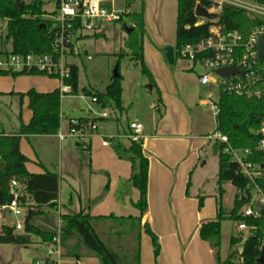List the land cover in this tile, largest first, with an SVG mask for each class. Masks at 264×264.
<instances>
[{
  "label": "crops",
  "instance_id": "1",
  "mask_svg": "<svg viewBox=\"0 0 264 264\" xmlns=\"http://www.w3.org/2000/svg\"><path fill=\"white\" fill-rule=\"evenodd\" d=\"M128 7H132V3H129ZM128 12L132 11L128 10ZM168 43L162 39L149 42L143 38L142 41L143 61L159 88L157 90L158 99L151 105L154 113L132 111L131 104L126 106L124 103L122 112L119 111L118 114L115 112V118L107 117L105 120L108 122L104 123L92 136H89L88 139H79L77 142V145H84L89 153L88 168L85 167L83 171L84 185L80 189V192L83 190V195L78 194L77 200L70 193L72 190L75 191L73 184L69 183L68 180L62 183L63 164L58 173L55 169V163L47 162L40 157L39 153L41 152H36L38 159L35 165L30 167L28 165L29 157L23 152L21 144L20 150L28 158L26 167L30 173H43L49 170L59 175V198L56 206L49 207L50 209L59 210V215L84 210L96 217L97 219L95 218L93 224L99 235L102 237L103 234L110 241L105 240L107 243L113 245V242L121 239L122 243L118 241L116 247L113 245L115 250H121L125 242L133 239L135 241V246H133L139 247L140 251L138 264H218L215 249L200 236V227L204 222L217 218L219 191L211 198L205 197L201 194V188L194 180L202 159L200 152L205 144L210 141L208 136L212 132L201 134L202 131H206L202 129L203 123L193 112V103H190V99L184 94L185 86L182 79H177L176 71H173L165 57L164 49ZM0 45V53L11 52L12 44L10 51H7L4 43L1 42ZM187 66L194 69V66L188 62ZM18 81L14 84L13 90H10L12 84L9 82V86L3 89L7 92L1 91L0 88V93L20 94L31 89L38 92H51L60 86L36 76L18 78ZM153 89L154 86L151 87V90ZM123 92L124 87L122 99ZM104 107L106 104L102 103V108ZM128 108L130 109L128 110ZM127 110L131 116L124 126L122 113ZM128 112L126 113L128 114ZM61 113L63 118L67 117V114L62 110ZM82 117L85 116L78 118ZM31 118L32 111L24 123H28ZM69 119L74 118L70 117ZM132 121H139L144 125L143 151L149 159L148 206L140 221L134 220L141 215L140 210L135 206L139 199V191L130 180L134 167L127 151L132 144L127 138L130 131L129 124ZM19 129L6 131L4 128H0V133L15 134ZM23 137L27 139L50 137L55 142H59L60 145L62 144L58 133L22 136L21 138ZM68 173L71 175L70 171ZM18 188L21 186L19 185ZM64 189L69 192V199L65 194L68 203L64 202L62 198ZM201 197L202 204H200ZM235 197L236 194L234 199ZM233 204L225 215H228L232 210ZM63 206L66 210L63 209ZM110 215L115 217L105 218ZM0 217L2 230L5 226V217L1 209ZM60 221L61 228L63 225L61 218ZM117 223L120 224L119 227L115 226ZM121 223L124 226H121ZM146 223L158 237L160 254L157 258L154 256L152 238L145 231L144 225ZM36 240L39 243L47 244L49 250V242H42L39 238ZM71 240L63 244L64 248L70 252V256H65L63 260L70 259L74 263V259L78 258L77 249L71 247ZM83 252L89 254L90 252L84 247L80 249V259L85 262L84 259L88 257H84ZM47 256L48 252L44 259Z\"/></svg>",
  "mask_w": 264,
  "mask_h": 264
},
{
  "label": "trees",
  "instance_id": "2",
  "mask_svg": "<svg viewBox=\"0 0 264 264\" xmlns=\"http://www.w3.org/2000/svg\"><path fill=\"white\" fill-rule=\"evenodd\" d=\"M264 4V0H257ZM23 4L22 8L20 3ZM200 3L210 7L206 0H178L176 46L177 50L187 43H195L208 37L211 22L198 24L200 17L195 15V7ZM44 0H34L25 3L22 0H0V18L7 19L6 39L12 42L11 53H50L52 41L48 29ZM132 25L127 27L132 31L127 42L132 55L141 62L142 70L148 74L152 84L154 79L144 65L142 41L145 35L144 6L139 12H129ZM219 23L229 30L237 29L248 35L252 28L260 24V20L248 17L247 13L237 7L224 5L219 13ZM99 36V34H95ZM9 53V52H8ZM71 77L67 80L72 90L70 94H78V66L73 64ZM6 72L7 71H0ZM10 73V72H8ZM37 71L11 72L13 76L23 74H38ZM85 95L96 97L98 102L106 104L109 99L115 101L116 107L122 109V76L113 77V81L105 91L83 89ZM29 98V108L32 118L28 123L22 122L20 129L15 134L0 133V209L10 204L14 199L11 191V181L16 179L21 188L16 187L19 204L27 209L24 219V230L17 233L15 227L3 226L0 231V243H14L29 245L36 238L42 242H51L56 233L48 232L33 223L36 216L44 213L46 207H55L59 198V175L46 170L43 173H30L26 163L28 158L20 150L22 136L52 135L57 134L61 124V93L60 88L51 92H38L34 89L26 93H20ZM159 102V101H158ZM159 104V103H158ZM219 113L216 118V130L226 134L230 144L237 149L254 148L255 141L259 138L254 131L261 127L264 121V99L246 98L235 95L221 94L219 99ZM80 125H88L89 122L97 121L98 118H78ZM219 173H218V215L215 220L204 222L200 227V236L208 241L215 249L218 264H260L257 259L264 255V251L258 248V239L264 235V210L257 219L245 218L250 224L257 226L255 235H249L246 240L239 236L230 239V252L225 259L220 253L222 221L226 218L239 221V209L246 203V199H234L232 210L225 215L222 209L221 197L224 192L222 185L225 182L232 183L236 188L245 186L247 180L239 173L237 165L231 161V155L224 152V145H219ZM130 160L134 167L131 175L132 185L139 191V199L135 206L141 215L134 218L141 220V216L147 210L149 159L144 154L143 142H133L128 148ZM256 159H264V153H259ZM263 186H264V182ZM202 204V197L200 198ZM110 215L105 218H114ZM63 222L61 226L62 242L76 238L78 245L77 256L81 248H86L90 253L98 256L101 264H123L121 254L112 248L97 232L93 222L96 217L91 216L84 210L77 213L60 214ZM133 218V217H130ZM97 219V218H96ZM145 231L151 236L154 246V256L160 254V244L157 235L151 230L148 223L144 225ZM243 248L240 252L239 248ZM79 251V252H78ZM139 247L135 254V262L139 263Z\"/></svg>",
  "mask_w": 264,
  "mask_h": 264
},
{
  "label": "rangeland",
  "instance_id": "3",
  "mask_svg": "<svg viewBox=\"0 0 264 264\" xmlns=\"http://www.w3.org/2000/svg\"><path fill=\"white\" fill-rule=\"evenodd\" d=\"M25 3H30L34 0H22ZM46 11L53 10L54 5L50 0H44ZM132 3V7H128V4ZM144 6V19H145V35L146 41H168L167 46H176V28H177V14L178 5L177 0H117V8L120 10L128 9L132 12L141 11ZM249 17V16H248ZM125 23V24H124ZM6 20L0 22V43H4L7 51H10L12 42L6 39ZM127 27L132 25L130 16H125L124 21L116 22L106 25L103 32L99 36H95L93 33H86L82 38H79L75 43L74 54L68 56V61L78 66V94H62L61 97V110L67 114L61 120L60 128L58 132L67 135V138L59 142H55L50 137H38L27 139L21 138L20 144L23 152L29 157L28 165L31 167L35 165L38 159L36 152L40 157L47 162H53L56 164L55 169L58 171L63 164V181L66 180L72 183L75 191L70 192L74 199L77 200L78 194L83 195V190L80 189L84 185L83 171L88 168L89 153L84 145H77L79 139H88L96 131L87 129L84 133L79 131L71 136V130L69 127L70 117L78 118L85 116L92 118L93 116L100 114L106 110L109 117L115 118V112L118 114L122 112L116 107L115 101L109 99L106 102V107L102 108V103L93 100V96L85 95L83 89H93L98 91H105L108 85L111 84L114 77V70L118 67V72L122 76V86L124 87L122 105L125 103L127 106L131 104L132 111H141L143 113H154L151 105L158 99V86L152 84L147 73L142 70V64L135 56L132 55L131 50L127 46L129 41ZM1 46V45H0ZM166 46V47H167ZM90 57V58H89ZM144 65H146L144 63ZM173 71H176V77L178 80L182 79L184 83V94L190 99V103H193L194 113L196 117L203 123L201 134L207 132H213L215 130V116L209 110L208 105H204L202 99H206L210 94L212 100H216L218 92L214 84H201L199 81L200 75L207 72V69L201 65L196 64L194 69H190L187 66V61L177 55L172 64H169ZM147 67V65L145 66ZM178 71V73H177ZM26 76H36L43 78L44 80L54 82L57 86L61 85L60 79L56 76H50L44 73L38 74H23L13 76L11 73H0V88L1 91L7 88L11 83L10 90H13L14 84L18 81V78ZM213 79H216V75H212ZM184 79V80H183ZM10 82V83H9ZM156 85V86H155ZM154 89L151 90V87ZM0 91V92H1ZM7 92V91H3ZM22 96L19 93H0V128H4L6 131H14L20 128L22 122H26L31 109L29 108L28 97ZM156 102V101H155ZM130 108H128L129 110ZM128 110L126 112H128ZM125 111L122 113V123L126 126L128 118L131 116ZM156 113V112H155ZM107 118L99 119L98 124L103 126L107 123ZM102 120V121H101ZM112 122V121H111ZM115 123V122H114ZM100 133V132H99ZM107 141V140H106ZM124 141V140H123ZM127 143V142H125ZM202 159L200 161L197 172L195 173L194 180L196 184L201 188V194L205 197L211 198L218 191V173H219V153L220 148L215 141L210 140L207 142L200 152ZM205 162V163H204ZM70 171L71 175H69ZM73 174V175H72ZM64 185V184H63ZM224 192L222 194L221 203L223 205V212L227 213L229 207L232 206L234 195L237 194V189L230 182H225L222 185ZM66 189V188H65ZM62 193L63 201L68 203L69 192ZM67 199H66V196ZM78 203V202H77ZM63 209L66 210L65 206ZM79 210V209H76ZM27 209L24 207L22 213L15 217V221L24 223ZM65 212V211H64ZM33 223L45 231L57 233L60 230V215L59 210L50 209L46 207L44 213L34 218ZM119 227L120 224H115ZM121 226L124 224L121 223ZM2 228V219L0 217V230ZM17 233H22V229L15 230ZM241 235L244 240L248 238V232L240 230L238 223L234 219L226 218L222 221L221 227V247L220 253L222 259H225L230 252V239L232 236ZM102 237L107 242H110L107 237L102 234ZM128 239V237H127ZM71 247L78 249L76 238H72ZM119 243L121 239H118ZM113 242L116 247L117 242ZM112 248L113 245L108 243ZM135 241L125 242L124 247L118 252L123 257V264H137L135 262V254L137 247H134ZM134 245V246H133ZM116 249V248H114ZM48 252V245L39 243L35 240L29 245H19L14 243H0V264H36V260H43ZM83 252L86 264H101V260L93 253ZM55 257V255H52ZM78 258L81 255L77 256ZM61 264H74L70 259L63 260Z\"/></svg>",
  "mask_w": 264,
  "mask_h": 264
},
{
  "label": "built area",
  "instance_id": "4",
  "mask_svg": "<svg viewBox=\"0 0 264 264\" xmlns=\"http://www.w3.org/2000/svg\"><path fill=\"white\" fill-rule=\"evenodd\" d=\"M210 7L209 12L217 13L215 19L201 18L198 24L210 21V33L208 37L195 43H187L177 50L180 57L190 65H203L207 72L200 75L201 84H214L217 88V98L212 100L209 94L202 104L208 105L209 110L215 116L219 113L220 95L225 93L246 98L264 99V57L259 55V38L264 37V4L257 0H206ZM54 5L53 10L46 11L44 17L48 22V29L52 41L50 53H0V71L22 72L37 71L39 73L56 76L60 79V93L70 94L71 86L67 80L71 77L72 65L68 56L74 54L75 43L86 33L99 34L106 25L122 22L128 16V10L117 8L116 0H50ZM224 5L237 7L244 10L252 19L260 20V24L254 26L248 35L237 29L229 30L219 23V13ZM2 20L7 19H1ZM90 58V57H89ZM236 66L243 73L237 72L229 77H221L215 71L217 69ZM216 75L213 79L212 75ZM93 100L97 101L96 97ZM109 117L106 110L92 118L104 119ZM63 118V115H62ZM101 126L98 120L89 122L88 125H80L78 119L70 120L71 136L87 129L97 131ZM127 138L133 142L142 141L144 125L139 121L129 124ZM259 138L254 143V148H234L226 134L214 130L208 138L218 145H224V152L231 155L239 173L247 180L242 188H236L239 199H246V203L239 209L238 215L242 217L237 221L238 228L245 230L249 235H255L257 226L248 224L244 219L261 217L264 210V159H256L257 154L264 153V121L261 127L254 131ZM61 141L67 135L58 132ZM19 183L16 179L11 181V191L14 199L10 204L1 208L9 207L12 217L22 213L23 207L17 200L16 187ZM260 203L262 209L257 208ZM15 229H23V223L15 221ZM258 248L264 251V235L258 239ZM55 255V257H52ZM65 256L70 252L64 248L61 229L49 243L48 256L46 259L37 260L36 264H61ZM74 264H86L80 258L74 259Z\"/></svg>",
  "mask_w": 264,
  "mask_h": 264
},
{
  "label": "water",
  "instance_id": "5",
  "mask_svg": "<svg viewBox=\"0 0 264 264\" xmlns=\"http://www.w3.org/2000/svg\"><path fill=\"white\" fill-rule=\"evenodd\" d=\"M20 3V7L22 8L23 4L21 2ZM195 15L197 17L200 18H206V19H215L218 17L217 13H211L208 11V9L203 6L202 4L198 3L195 7ZM126 30L128 31V33H131L132 29L131 28H127V26L125 25ZM164 54L165 57L167 59V61L172 64L174 62L175 59V55H174V47L172 46H167L164 49ZM259 55L264 57V37L261 36L259 38ZM218 75H220L221 77H229L237 72L243 73V71L239 70L236 66H228V67H223L220 69H217L215 71ZM119 75L118 72V67L115 68L114 70V77H117ZM257 208L262 209V205L260 203L256 204ZM3 215L5 217V221H4V225L8 226V227H14L15 225V220L11 215L10 209L9 207H5L3 209ZM240 252L243 251V248H239ZM257 262L260 264H264V255H261L258 259Z\"/></svg>",
  "mask_w": 264,
  "mask_h": 264
}]
</instances>
